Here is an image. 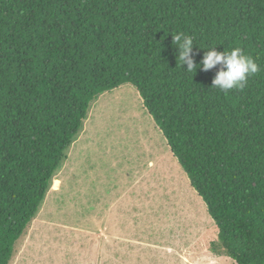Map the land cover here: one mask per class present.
Returning <instances> with one entry per match:
<instances>
[{"label": "trees", "instance_id": "1", "mask_svg": "<svg viewBox=\"0 0 264 264\" xmlns=\"http://www.w3.org/2000/svg\"><path fill=\"white\" fill-rule=\"evenodd\" d=\"M177 32L194 38L197 63L240 47L260 71L242 90L210 89L217 69L177 65ZM127 83L215 221L212 251L264 264V0H0V264L92 101Z\"/></svg>", "mask_w": 264, "mask_h": 264}, {"label": "rangeland", "instance_id": "2", "mask_svg": "<svg viewBox=\"0 0 264 264\" xmlns=\"http://www.w3.org/2000/svg\"><path fill=\"white\" fill-rule=\"evenodd\" d=\"M11 264H236L132 84L104 92Z\"/></svg>", "mask_w": 264, "mask_h": 264}, {"label": "clouds", "instance_id": "3", "mask_svg": "<svg viewBox=\"0 0 264 264\" xmlns=\"http://www.w3.org/2000/svg\"><path fill=\"white\" fill-rule=\"evenodd\" d=\"M172 42L178 49L176 60L181 70L185 73H196L197 69L203 72L217 69L210 89H216L224 94L232 90H242L248 80L260 71V66L254 58L245 54L240 47L222 52L217 51L216 47L208 48L204 50L203 58L197 63L194 56L198 53H193L195 44L192 36L177 32L172 34ZM185 65L186 71L183 70Z\"/></svg>", "mask_w": 264, "mask_h": 264}]
</instances>
